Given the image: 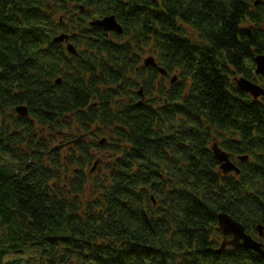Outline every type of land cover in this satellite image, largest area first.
<instances>
[{"label":"trees","instance_id":"1","mask_svg":"<svg viewBox=\"0 0 264 264\" xmlns=\"http://www.w3.org/2000/svg\"><path fill=\"white\" fill-rule=\"evenodd\" d=\"M259 55L264 0H0V264H264Z\"/></svg>","mask_w":264,"mask_h":264},{"label":"water","instance_id":"2","mask_svg":"<svg viewBox=\"0 0 264 264\" xmlns=\"http://www.w3.org/2000/svg\"><path fill=\"white\" fill-rule=\"evenodd\" d=\"M92 26L103 28L107 32H115L117 34H122L124 29L122 25L117 21L115 16L105 17L102 20H97L91 23ZM68 37L65 35H61L55 39L56 42H63L67 40ZM68 50L72 53H75V49L72 45L68 46ZM256 63V74L262 75L264 77V55H259L255 58ZM146 67H154L158 69L162 74L166 75L167 72L160 68L156 63L154 57H149L145 60ZM238 87L250 94L255 99H258L261 96H264V88L260 85L242 77L237 79ZM61 83V80L58 81V84ZM18 113L25 117L28 114V110L26 107L22 106L17 109ZM214 155L216 159L221 163V170L225 173L235 172L236 174L240 173V169L237 165H235L231 159L230 154L226 153L222 149H220L217 145L213 147ZM247 157H243L241 160H246ZM219 227L222 233L225 236H233V239L229 242V244L234 247H242L250 250H254L264 259V245L253 238L252 235L248 234L246 228L242 225V223L238 222L228 214L219 215ZM258 231L260 235H263L264 227L259 226ZM225 245V244H224ZM223 245V246H224ZM224 248V247H223Z\"/></svg>","mask_w":264,"mask_h":264},{"label":"flooded vegetation","instance_id":"3","mask_svg":"<svg viewBox=\"0 0 264 264\" xmlns=\"http://www.w3.org/2000/svg\"><path fill=\"white\" fill-rule=\"evenodd\" d=\"M254 78H255V80L257 81V82H254V83H256V84H258V85H260L261 83L262 84H264V77L262 76V75H258V74H256V68H255V72H254ZM241 77V76H240ZM242 77H244V76H242ZM241 77V78H242ZM245 78V77H244ZM247 79V78H246ZM249 80V79H248ZM251 81V80H250ZM253 82V81H252ZM260 83V84H259ZM261 86V85H260ZM263 87V86H262ZM217 139V138H216ZM219 141H221V140H219ZM214 144H217L218 146H219V148H221V149H223L222 147H221V145H220V143L219 142H215V143H213V145ZM213 145H212V148H213ZM224 150V149H223ZM227 152V151H226ZM228 153V152H227ZM231 160L233 161V159H232V156H231ZM236 164V163H235ZM253 237L257 240V241H259V242H261L263 245H264V232H263V235H260L259 234V232H258V234H255V235H253ZM233 239V236H225L224 234H222V235H220V238L217 240V245H219L218 246V250H220L221 252H223V251H225V250H227V249H239V248H242V247H238V248H236V247H234L233 245H231V244H229V242L231 241ZM225 244V245H224ZM224 245V246H223ZM224 247V248H223ZM264 247V246H263Z\"/></svg>","mask_w":264,"mask_h":264},{"label":"rangeland","instance_id":"4","mask_svg":"<svg viewBox=\"0 0 264 264\" xmlns=\"http://www.w3.org/2000/svg\"><path fill=\"white\" fill-rule=\"evenodd\" d=\"M153 56V55H152ZM170 77H173V76H171L170 75ZM262 84V83H261ZM261 86H263L264 87V84H262ZM106 140V139H105ZM91 141V140H90ZM107 141V140H106ZM89 145L90 146H93L94 147V144L92 143V142H90L89 143ZM102 145H104V144H102ZM64 150H63V153L65 154L66 152H67V148H63ZM93 151V150H92ZM95 151H96V149H95ZM107 152H108V146H105V148H103V149H100L99 151H98V153H99V157H103V156H105L106 154H107ZM93 153H94V151H93ZM96 169V168H95ZM89 171V170H88ZM218 239V238H217Z\"/></svg>","mask_w":264,"mask_h":264}]
</instances>
